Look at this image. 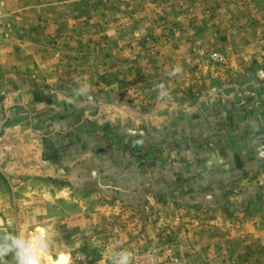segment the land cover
<instances>
[{
  "label": "rangeland",
  "instance_id": "374dc122",
  "mask_svg": "<svg viewBox=\"0 0 264 264\" xmlns=\"http://www.w3.org/2000/svg\"><path fill=\"white\" fill-rule=\"evenodd\" d=\"M112 1L98 11L101 24H79V35L99 34L102 41L93 49L85 42L81 57L66 56L63 71L51 74L44 71L52 48L45 37L54 28L18 24L0 9V92L17 85L22 95L31 91V77L63 74L53 90L56 103L38 105L45 109L32 120L50 141L51 133H60L65 151L49 162L53 168L35 157L2 164L0 148V170L20 196L22 229L47 230L54 237L50 257L69 253L79 263L111 264L113 252L125 248L134 253L133 264H264V148L247 169L222 173L227 163L221 160L215 177H228L227 184L209 190L211 198L207 186H193L198 167L189 165L204 147V124L213 128L225 110L216 96L220 101L235 87L256 95L250 86L257 81L258 93L264 91V0ZM129 12L135 19L126 23ZM109 15L118 23L103 22ZM130 32L132 47L115 58L103 38L118 41ZM98 63L117 65L119 72L97 70ZM175 66L182 70L173 74ZM77 80L89 85L86 96L73 95ZM35 90L36 99L43 97L42 86ZM129 160L139 171L125 177ZM5 259L11 264L13 257Z\"/></svg>",
  "mask_w": 264,
  "mask_h": 264
},
{
  "label": "crops",
  "instance_id": "0c3cea01",
  "mask_svg": "<svg viewBox=\"0 0 264 264\" xmlns=\"http://www.w3.org/2000/svg\"><path fill=\"white\" fill-rule=\"evenodd\" d=\"M109 2H113L112 0H0V9L2 8V11L6 15H9L10 18L16 21L18 24H23L25 22H31L32 24H41L44 23L46 25H51V28H54L53 31H50L48 35L45 37L48 39V42L52 45L51 49L48 50L47 53L44 54L47 61L45 64V73L51 74L53 71V68H57L60 73L63 71L62 66L66 64L65 61L68 57L69 58H79L82 56L83 49L86 45L85 42L89 43V41L92 42V49L96 46H94L95 43H99V41H102L99 37L100 35H94L92 33L91 35H87L86 37L79 35V24L84 25V22L87 23H99L100 21V14L99 9L102 5H106ZM89 8L91 11V15H86L84 13V9ZM1 11V10H0ZM132 12V11H131ZM113 15H109L108 17H103V22H107L109 24H116L117 19L115 17H112ZM128 18L125 20L126 23L131 21L132 14L129 12L127 14ZM135 19V15L132 16ZM36 22V23H35ZM3 23H1L2 26ZM94 26V25H93ZM96 27V26H95ZM129 36H128V35ZM127 39H125L123 36L118 40L117 37H109L108 40H105L103 38V41L107 42L110 46H113L112 50L113 56L115 58L126 56L128 47H132V41L136 37L134 33H126ZM129 37V39H128ZM88 39V40H86ZM113 40V41H112ZM128 40L127 43L125 41ZM113 42V44H111ZM57 44V45H56ZM56 45V46H55ZM97 49H99V46L97 45ZM124 50L122 54H120L118 57L117 54L121 53ZM131 52V49H130ZM132 53V52H131ZM66 56H68L66 58ZM68 58V59H69ZM70 60V59H69ZM73 60V59H72ZM76 61V60H75ZM120 62L118 64H121L123 66V60H119ZM116 64V62H114ZM96 65V64H94ZM94 65H92L94 67ZM97 70L100 69V63L96 65ZM114 66V67H113ZM131 66H135L131 65ZM113 67V68H112ZM78 68V67H74ZM103 69H106L105 71H108L109 73L116 74L119 72V69L117 68V65H111L108 63L107 68L101 67ZM123 71H129V67H124ZM40 70V69H39ZM66 70V69H65ZM91 70V69H90ZM71 71H73L71 69ZM43 73V76H36V79L33 77L30 78V85L28 89H31V91H27L21 95L20 90H18V86L12 87V91L9 92L7 95L4 91L0 92V136H6V139H8L6 147H0L2 148L3 152V160L2 164L5 163L6 160L11 161H18L25 158H37L36 162L43 166H49L52 167V164L43 160L42 155L44 148L43 141L46 138V134L44 131H38L36 129H33L32 127V120L33 115L35 112H37V109L42 108L41 110H44L45 107L41 106L38 107V105H50L51 103H56V92H54V88L58 86L60 81L63 79V74L58 75L57 77H53V75L50 77L48 74ZM39 77V78H38ZM62 77V78H60ZM65 78V75H64ZM38 80V81H37ZM257 81V80H256ZM36 82V83H35ZM259 84L260 82L257 81ZM258 85H251V89H255L257 91L256 95L254 94H248L245 92H240L238 88H229L230 93L227 95H224L223 98L218 101L219 96L217 97L216 104L219 107H225V110L219 111V116H215V126L212 128L204 124L205 128L202 131V139L201 141L203 149H199V157L197 156L195 160H193V164L189 163L190 170H196L197 167V173H199L198 177L191 179V182L193 186L204 184V186H207V190H218L222 185L227 184L228 177H223L219 174L217 177L216 171H222V173H229V170H238L241 167L247 169V164L251 160L258 159V156L253 155L259 152L264 148V107L262 109H259L264 104V94L258 93L259 89ZM38 86H42L45 90L43 92V97L36 99L35 97V88L37 89ZM34 89V90H33ZM22 96V97H21ZM51 96V98H50ZM55 96V97H54ZM238 97L240 101V105L238 106L241 108L243 105H245L244 99H248L250 104L245 108L252 112L253 110L255 113L247 119L245 123H236V127L233 131L229 132L228 134L224 133V130H218L219 127L222 129L223 126H221V123L228 117V114L231 110L237 108H232L228 110V104L233 102L234 98ZM22 99V101H21ZM16 102V103H15ZM23 102V103H21ZM215 102V100H214ZM259 102V103H258ZM214 105V103H212ZM222 104V105H221ZM227 106V107H226ZM259 106V107H258ZM17 107V108H16ZM222 107V108H223ZM12 108V109H11ZM16 108V109H15ZM11 109V110H10ZM38 109V110H39ZM18 112L16 115L15 112ZM253 111V112H254ZM100 113V112H99ZM27 116V121H25L23 117L20 116ZM16 116L18 118H16ZM11 122H15L16 126L11 125ZM217 123L220 126H217ZM23 124H27L28 127H23ZM8 126H11L10 128ZM218 127V129H216ZM214 129L218 130V138H210L211 134H214ZM27 130V131H26ZM212 131V132H211ZM28 132V135H20L22 133ZM201 134V133H200ZM57 138H54L56 137ZM36 136H38L40 146L39 148L36 147L34 144L36 141ZM52 136L51 141L54 142V147L57 151V154L61 156V153H63V148L61 147V136L60 133L55 131L50 134ZM196 138L197 136L194 135ZM207 140V143H204V140ZM4 141V138L2 139ZM57 142V144H55ZM39 145V144H38ZM165 147H163L164 149ZM195 156V155H194ZM6 159V160H5ZM260 159V158H259ZM198 160V161H197ZM226 162L225 168H220L217 170V165L220 164V162ZM200 164L203 163L202 167H199ZM224 165V164H222ZM152 166V165H150ZM247 166V167H246ZM137 167L135 164H132V160H129L127 162V169L124 173H126L125 177H129V175L137 174L139 170H137ZM141 170L146 169L147 166H140ZM159 167V166H157ZM161 167V166H160ZM158 168L157 173L160 171L161 168ZM240 167V168H239ZM250 167V166H249ZM248 167V168H249ZM201 169L200 171H198ZM230 175V174H228ZM227 175V176H228ZM11 178L7 173H5V170H0V230H7L9 231L12 228H15L17 233L21 236L28 237L29 232L27 233L22 229L23 226H21V223L19 222V219L17 218V212L19 206L15 205L19 199V193L17 194L16 187L14 186V181H10ZM12 185L10 186L9 184ZM215 186H212L213 184ZM221 183V184H220ZM213 187V188H212ZM223 187V186H222ZM237 188V187H236ZM16 193V194H15ZM14 194V195H13ZM213 192L209 191L207 193V198L212 197ZM14 199V200H13ZM16 202V203H15ZM70 256V264H89L85 263L83 261L82 263H79L78 259H74V256L67 253Z\"/></svg>",
  "mask_w": 264,
  "mask_h": 264
},
{
  "label": "clouds",
  "instance_id": "9594fccd",
  "mask_svg": "<svg viewBox=\"0 0 264 264\" xmlns=\"http://www.w3.org/2000/svg\"><path fill=\"white\" fill-rule=\"evenodd\" d=\"M182 69L175 66L173 74ZM78 87L73 89L76 97L86 96L89 90L87 83L76 81ZM55 97V96H54ZM54 243L53 235L47 230L33 231L28 237L10 231L0 230V264H9L6 256L12 255L11 264H48ZM134 253L125 248L116 249L111 257V264H133Z\"/></svg>",
  "mask_w": 264,
  "mask_h": 264
},
{
  "label": "trees",
  "instance_id": "16d2710c",
  "mask_svg": "<svg viewBox=\"0 0 264 264\" xmlns=\"http://www.w3.org/2000/svg\"><path fill=\"white\" fill-rule=\"evenodd\" d=\"M263 94H264V91H263ZM245 106H246V102H245V105H243L241 108L236 106L237 108L231 110L228 114V117L221 123V126H223L222 129H220V127H219V129H218V127H216V129L224 130V133L228 134L229 132H231L235 129L236 123H239V124L245 123L247 121V119L255 113L254 110H253L254 112L248 111L245 108ZM263 107H264V105L261 106L259 109H262ZM219 124L217 123V126H220ZM216 129L214 131L215 133L211 134L210 137L208 138L209 140H210V138H218V136H219V135H217L218 130H216ZM208 139H205L204 143H207ZM104 140L106 142L107 138L104 137ZM43 146H45V149H44L43 155H42L43 160L51 162L53 164L56 163L58 154H57V151H56L52 141H50L49 139H45L43 141ZM110 146H112V145H110ZM132 148H134V147H132ZM132 148H131V150H132ZM50 151L53 152V155H51L49 153ZM148 152H149V150L147 149L146 153H148Z\"/></svg>",
  "mask_w": 264,
  "mask_h": 264
},
{
  "label": "bare ground",
  "instance_id": "6f19581e",
  "mask_svg": "<svg viewBox=\"0 0 264 264\" xmlns=\"http://www.w3.org/2000/svg\"><path fill=\"white\" fill-rule=\"evenodd\" d=\"M44 230H38V232H43ZM70 259L69 256L66 255H60L58 259H53L49 256L48 264H69Z\"/></svg>",
  "mask_w": 264,
  "mask_h": 264
},
{
  "label": "built area",
  "instance_id": "2783aa9c",
  "mask_svg": "<svg viewBox=\"0 0 264 264\" xmlns=\"http://www.w3.org/2000/svg\"><path fill=\"white\" fill-rule=\"evenodd\" d=\"M0 27H1V17H0Z\"/></svg>",
  "mask_w": 264,
  "mask_h": 264
}]
</instances>
